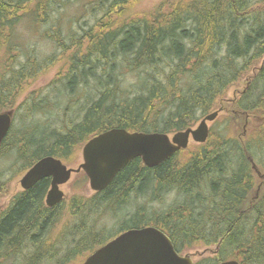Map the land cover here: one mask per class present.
<instances>
[{
	"label": "trees",
	"instance_id": "16d2710c",
	"mask_svg": "<svg viewBox=\"0 0 264 264\" xmlns=\"http://www.w3.org/2000/svg\"><path fill=\"white\" fill-rule=\"evenodd\" d=\"M136 1H89L87 10L104 16L79 34L60 24L73 0H0V49L6 52L0 113L15 116L22 108L24 118H32L19 129L12 124L0 155L15 154L26 172L45 156L65 161L79 144L111 128L185 130L212 112L230 86L247 78L233 115L217 131L210 128L205 143L155 167L136 158L104 190L72 197L69 205L79 222L56 237L51 231L61 204L46 207L50 179L19 192L0 211V264H67L145 226L167 233L180 253L198 246L213 251L208 264L229 259L264 264V184L256 188L258 174L264 176V0H172L166 10L122 19ZM21 24L43 28L42 39L61 53L40 59L24 48L17 34ZM62 60L67 68L57 99L65 102L63 115L47 123L40 118L49 109L47 95L32 91L29 104L19 99L42 71ZM130 71L135 79L128 86L124 78ZM239 116L256 136L236 135ZM172 193L175 199L164 205ZM132 198L163 205L146 211L139 202L133 207ZM107 206L135 209L125 212L113 238L96 230L90 217L101 216Z\"/></svg>",
	"mask_w": 264,
	"mask_h": 264
},
{
	"label": "water",
	"instance_id": "95a60500",
	"mask_svg": "<svg viewBox=\"0 0 264 264\" xmlns=\"http://www.w3.org/2000/svg\"><path fill=\"white\" fill-rule=\"evenodd\" d=\"M220 110L205 115L196 127L172 134L108 129L85 143L83 161L77 167L67 166L60 158L45 156L23 175L20 184L23 189H30L40 180L50 177L51 186L46 196L48 206H54L65 198L61 185L81 171L87 175L93 191H102L136 158H141L148 167H155L175 153L187 149L192 141L205 143L210 134V123L216 120ZM12 124V112H1L0 146ZM256 171L259 173L257 168ZM196 255L178 252L167 233L154 226H145L122 232L88 255L82 264H195ZM219 264L240 262L229 259Z\"/></svg>",
	"mask_w": 264,
	"mask_h": 264
},
{
	"label": "rangeland",
	"instance_id": "374dc122",
	"mask_svg": "<svg viewBox=\"0 0 264 264\" xmlns=\"http://www.w3.org/2000/svg\"><path fill=\"white\" fill-rule=\"evenodd\" d=\"M91 0H73L69 5H67V9L65 10L67 13L64 14V17L62 21H60V24L65 26V29L72 28L74 33L80 34L82 32L83 34L85 31L89 30L90 28H93L97 26L99 19L104 16V12L98 11L95 12L87 10L86 5ZM168 1L172 0H138L134 2L133 4L129 5L128 8H125L123 13V18H134L138 14H149L152 12H155L159 7L163 8V10L167 9V3ZM102 12V13H101ZM83 27V30L81 29ZM43 28H30L28 25H18L17 27V34L18 37L21 38V40L25 43L24 48H28L29 51H32V53H35L40 59L46 58V56L51 55L54 53L55 50H57V53L60 54L62 51L61 49H57L55 44L52 41L43 40L41 34H42ZM64 29V30H65ZM56 52V51H55ZM72 51L66 53L71 54ZM6 58V52L5 49H0V69L2 65L5 62ZM21 59H24L22 56ZM66 61L62 60L57 62L55 65H51L48 69H45L42 71V73L33 81L28 84V88L25 90V92L22 94V96L19 99V103L21 102H27L28 104L33 102L31 97H29L30 92L32 91H42L43 96L47 95V99L45 102H48L47 107L52 111L51 114H49V109L47 110L46 114H41L42 121L49 122L54 121L55 118H62L61 108L60 106L64 107L65 102L62 104V101H59L57 90L61 89V79L62 72L65 71L66 67ZM135 74L130 71V73H127L125 75V82L124 84H127L130 86L132 82H134ZM247 85V78H243L240 82L232 85L229 87V89L226 91V93L223 94V96L217 101V105L215 108H213L211 111L220 110L218 117L216 120L210 123V128H213V131H217L220 127H223L226 123V119H228L229 116L233 115L234 105L235 101L240 97L241 92L245 89ZM41 96V97H43ZM59 101V104H58ZM58 105V107H56ZM55 106V107H54ZM60 108V109H59ZM73 108V107H72ZM20 108V110L13 116V123L15 129L21 128L24 124L29 123L32 118H24V112L23 109ZM8 112V111H3ZM210 112V113H212ZM51 118V119H50ZM200 119L192 126L196 127ZM243 117L239 116L238 120L236 122H240L235 126V131L237 136H244L246 137L247 133H249V136H256V131L252 130V125L247 121L244 124V121L242 120ZM259 124V122H257ZM256 123V124H257ZM257 124V125H258ZM244 134V135H243ZM193 144H199L194 141L190 143V145ZM85 145V142H82L77 147L74 148V150L71 152L70 156H68L67 159H65V163L69 167H77L82 161H83V147ZM22 166V162L17 159L15 154H8V155H0V211L4 209L6 206H8L10 200L20 191L22 190V186L20 184V180L25 174V170L20 167ZM258 173V172H257ZM262 173L264 174V168L262 170ZM84 172L76 173L73 175L72 179L69 183L62 186V189L64 190L66 197L65 201H63L61 204V209L59 211L58 216L55 218L56 223L51 231V236L56 237L58 235H61L64 230L68 228H72L75 224L79 222L78 218L73 214V210L70 207V201L72 200V197H87L92 196L95 194V191H93L90 188L89 180L84 176ZM257 184L256 188H260L264 184V176L258 174ZM257 195V191H254L253 196ZM175 194H167L166 199L164 201V205L170 204L175 199ZM133 199V198H132ZM131 200V205L135 207L136 203L139 202L140 205H145V209L151 210V209H160V207L163 205L161 202H148L142 200L139 201L137 199L136 202H133ZM58 204V205H59ZM130 208V206H129ZM133 208L130 210H127L129 213L133 212ZM126 209L123 211L113 210L112 207H106L104 208L103 212L101 213V216H98L96 213H90V217L94 219L93 225L95 226L96 230L103 231L107 234V236H110L113 238L118 233L119 227L122 224V221L125 220V212H127ZM127 212V213H128ZM89 214V213H88ZM118 227V228H117ZM118 229V230H117ZM111 232V233H110ZM104 233V234H105ZM115 233V234H114ZM107 237V238H110ZM108 240V239H107ZM215 246H212L211 249L214 250ZM207 251V248L204 246H198L196 248L184 251L185 253H196L197 255L194 256L195 264H208L213 260L216 256L213 251ZM84 253L80 256H76L72 261L68 262L67 264H82L86 258V256L89 254ZM210 259V260H209Z\"/></svg>",
	"mask_w": 264,
	"mask_h": 264
},
{
	"label": "flooded vegetation",
	"instance_id": "af4514ba",
	"mask_svg": "<svg viewBox=\"0 0 264 264\" xmlns=\"http://www.w3.org/2000/svg\"><path fill=\"white\" fill-rule=\"evenodd\" d=\"M79 173H80V172H79ZM75 174H76V173H75ZM73 175H74V174H73ZM73 175H72V177H73ZM72 177H71V179H72ZM47 178L50 179V186H51V178H50V177H47ZM44 179H46V178H44ZM71 179H70V180H71ZM70 180H69L67 183H69ZM67 183L61 185L60 188L62 189V186L66 185ZM49 189H50V187H49ZM49 189H48V190H49ZM26 190H28V189H23V188H22V190H20L19 192L26 191ZM62 190H63V189H62ZM63 191H64V190H63ZM19 192H18V193H19ZM18 193H17V194H18ZM47 193H48V192H47ZM64 193H65V192H64ZM17 194H16V195H17ZM16 195H15V196H16ZM46 196H47V194H46ZM65 197H66V194H65ZM45 200H46V197H45ZM11 201H12V200H10L9 204L11 203ZM63 201H65V198H64L61 202H59V203H62ZM45 203H46V201H45ZM59 203H58V204H59ZM58 204H56V205H58ZM56 205H54V206H56ZM54 206H48V205L46 204V207H48V208H50V207H54Z\"/></svg>",
	"mask_w": 264,
	"mask_h": 264
},
{
	"label": "bare ground",
	"instance_id": "6f19581e",
	"mask_svg": "<svg viewBox=\"0 0 264 264\" xmlns=\"http://www.w3.org/2000/svg\"><path fill=\"white\" fill-rule=\"evenodd\" d=\"M1 145H2V144H1ZM0 147H1V146H0ZM177 153H178V152H177ZM42 158H43V157H42ZM40 159H41V158H40ZM40 159H39V160H40ZM139 161H140V160H139ZM141 161H142V160H141ZM35 163H36V162H35ZM35 163H34V164H35ZM34 164H33V165H34ZM33 165H32V166H33ZM32 166H31V167H32ZM20 167H22V166H20ZM31 167H30V168H31ZM30 168H29V169H30ZM117 228H118V227H117ZM125 229H126V228H125ZM117 230H118V229H117ZM110 233H111V232H110ZM114 234H115V233H114Z\"/></svg>",
	"mask_w": 264,
	"mask_h": 264
}]
</instances>
